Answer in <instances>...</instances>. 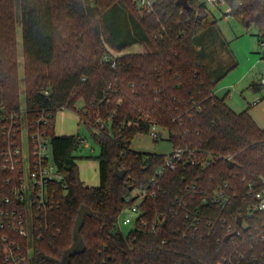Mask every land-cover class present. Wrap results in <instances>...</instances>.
Segmentation results:
<instances>
[{
    "label": "trees",
    "instance_id": "obj_1",
    "mask_svg": "<svg viewBox=\"0 0 264 264\" xmlns=\"http://www.w3.org/2000/svg\"><path fill=\"white\" fill-rule=\"evenodd\" d=\"M226 2L231 7L226 15L247 29L256 27L262 44L264 0ZM188 3L186 8L177 0H156L147 12L137 0H0V107L10 112L21 106L20 14L28 116L52 115L54 159L67 185L36 218L34 264H64L83 206L93 212L81 229L84 249L65 264H220L232 252L226 225L203 221L192 235L187 214L207 206L202 198L210 200L225 183L241 194L250 182L264 188V129L249 108L237 112L226 96L215 93L237 64L221 75L208 69L204 49L212 32H218L221 46L228 44L208 5ZM134 43L146 50L111 53ZM62 110L76 113L100 146L98 185H88L80 175L78 160L85 156L77 153L84 138L55 131ZM154 125L168 131L173 148L195 149L198 162L182 161L159 173L167 154L132 148L133 139ZM115 166L126 169V175L117 176ZM137 189L155 190L140 205L149 227L138 222L126 234L118 220ZM244 205L239 196L228 211ZM208 208L203 215L220 214ZM255 218L264 231V215ZM155 222L158 229L152 233ZM259 246L264 251V240Z\"/></svg>",
    "mask_w": 264,
    "mask_h": 264
},
{
    "label": "built area",
    "instance_id": "obj_2",
    "mask_svg": "<svg viewBox=\"0 0 264 264\" xmlns=\"http://www.w3.org/2000/svg\"><path fill=\"white\" fill-rule=\"evenodd\" d=\"M137 2L141 9L151 12L156 0ZM204 2L216 5L227 3L226 0ZM230 11L229 6L227 12ZM262 45L264 46V42ZM0 113V264H34L35 252L31 242L36 218L41 211L52 207L55 198L67 190L64 176L54 159L49 130L52 115L43 111L36 118H30L27 107L22 106L10 112L0 107ZM157 127L154 125L151 130L155 131L154 134L158 138L160 133L156 132ZM82 143L83 146H88L85 139ZM213 158L211 155L208 163ZM227 158L231 159L230 156ZM198 160L195 149L176 147L168 155L165 166L159 173H162L164 168L175 169L179 162L194 165ZM262 183L264 184V178ZM193 191L200 197L201 193L195 185ZM154 193L155 190L147 189H137L133 192L128 198V207L122 211L118 220L121 229L123 225L130 224L136 227L138 222L144 227H149V223L141 217L140 205L148 195ZM239 196L245 202L244 207L239 206L237 210L229 212L230 202ZM202 202L207 205L204 207H214L220 214L215 217L214 214L205 212L203 215L204 207L196 206L194 212L187 214L189 233L195 235L199 232L203 221L208 225L213 222L226 225L227 236L231 235L230 247L233 250L223 256L220 264H264V251L259 246L264 240V231H259L255 218L258 214L264 215V188L259 190L250 182L246 191L241 194L225 183L216 189L210 200L204 196ZM150 229L155 233L158 223H153ZM184 234L187 235L186 232Z\"/></svg>",
    "mask_w": 264,
    "mask_h": 264
},
{
    "label": "rangeland",
    "instance_id": "obj_3",
    "mask_svg": "<svg viewBox=\"0 0 264 264\" xmlns=\"http://www.w3.org/2000/svg\"><path fill=\"white\" fill-rule=\"evenodd\" d=\"M201 2L205 0H199ZM210 19L217 20L228 46L225 48L220 45V36L217 31L213 33V39L205 45L206 64L208 69L215 71L216 75L225 73L231 69L218 83L216 93L219 96H226L229 105L240 112L244 109H252L251 103L254 100L263 99L258 106H264V46L256 35V27L247 29L234 15H226V4L208 3ZM17 36H18V58L20 61L21 74V106L26 107V94L23 81L24 74V54L22 49L20 14L17 15ZM228 48V49H227ZM232 50V55L228 50ZM146 46L134 43L132 46L122 50H111L114 56L125 55L130 52H143ZM82 106V103H80ZM55 131L57 134H79L87 142L88 146H83L78 151V155L85 156L78 160L79 171L82 179L88 185H98L100 183L97 156L100 153V146L95 141L92 131L82 123L76 113L68 110L59 111L55 119ZM158 138L155 131L138 134L132 141V148L138 152L171 154L174 150L173 144L169 139L166 129L157 127ZM156 136V137H155ZM90 156V157H86ZM134 227V224L123 225L122 230L127 234Z\"/></svg>",
    "mask_w": 264,
    "mask_h": 264
},
{
    "label": "water",
    "instance_id": "obj_4",
    "mask_svg": "<svg viewBox=\"0 0 264 264\" xmlns=\"http://www.w3.org/2000/svg\"><path fill=\"white\" fill-rule=\"evenodd\" d=\"M177 5L184 6L186 8L190 7L188 0H177ZM126 173H127L126 169H120L118 166H115V174L117 176L122 178L126 175ZM92 214H93L92 210L86 206L81 207V209L79 210V215L74 225V244L70 249L66 251L65 260L63 262L64 264L67 263L73 255L77 254L78 252L84 249V243L81 236V229L84 225L86 216ZM239 222H241V218L239 219ZM230 236L231 235H228L226 237V240H228Z\"/></svg>",
    "mask_w": 264,
    "mask_h": 264
},
{
    "label": "crops",
    "instance_id": "obj_5",
    "mask_svg": "<svg viewBox=\"0 0 264 264\" xmlns=\"http://www.w3.org/2000/svg\"><path fill=\"white\" fill-rule=\"evenodd\" d=\"M264 78V77H263ZM262 78V79H263ZM264 84V83H262ZM216 93V91H215ZM217 94V93H216ZM218 95V94H217ZM263 99L254 100L251 103V106H254L252 109H250V114L254 118V120L257 122V124L264 129V106H258ZM235 110V109H234ZM243 111V110H242Z\"/></svg>",
    "mask_w": 264,
    "mask_h": 264
}]
</instances>
